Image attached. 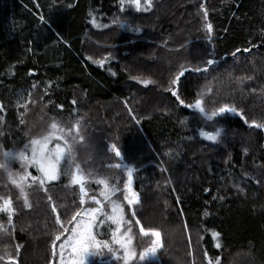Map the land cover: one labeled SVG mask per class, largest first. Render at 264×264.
I'll return each mask as SVG.
<instances>
[{
  "label": "trees",
  "instance_id": "16d2710c",
  "mask_svg": "<svg viewBox=\"0 0 264 264\" xmlns=\"http://www.w3.org/2000/svg\"><path fill=\"white\" fill-rule=\"evenodd\" d=\"M114 18L123 26L113 24ZM205 23L212 25L210 33ZM263 49L264 0H152L146 12L127 6L121 12L119 0H0V145L19 151L51 131V123L67 129L79 121L84 139L73 143V155L87 177L83 205L79 186L62 169L57 180L26 187L31 207L24 208L0 169V196H10L16 209L12 225L0 213L6 229L0 232V255L7 252L16 264H61L59 244L69 235L64 229L81 219H72L78 211L99 207L89 197L103 205L97 222L111 213L100 195L103 186L96 183L107 178L119 189L112 199L132 221L121 227V233L131 229L127 247L135 253L127 264H264V209H257L264 163L256 157L264 152V128L251 124L264 123V117L253 119L248 109L251 100L264 115V80L254 86L244 79L252 85L250 95L230 75L218 81L224 67L232 69L231 63ZM208 59L214 63L207 71H191L203 69ZM182 65L188 71L175 86L181 99L192 103L199 95L209 111L228 104L243 119L225 113L207 121L181 105L168 89ZM191 78L206 81L189 101L184 92ZM228 120L238 121L243 131L235 135ZM216 127L224 130L216 143L199 135L202 128ZM113 144L122 159L110 151ZM117 163L134 169L131 189L139 203L131 208L124 201L125 170L108 167ZM28 171L39 175L34 167ZM57 215L63 228L55 223ZM109 224L94 227L98 240L111 241ZM140 227L160 233L158 257L140 259L156 239L142 235ZM61 232L53 257L51 241ZM112 247L123 257L119 245ZM73 255L66 246L65 264ZM87 263L125 261L104 249ZM0 264H8L7 258Z\"/></svg>",
  "mask_w": 264,
  "mask_h": 264
},
{
  "label": "snow or ice",
  "instance_id": "6c2138e0",
  "mask_svg": "<svg viewBox=\"0 0 264 264\" xmlns=\"http://www.w3.org/2000/svg\"><path fill=\"white\" fill-rule=\"evenodd\" d=\"M119 4L121 12L125 10V6L135 8L137 12L141 10L146 12L152 7V0H142V2L141 0H119ZM201 8L204 12V19L207 21V10L203 9V5ZM89 15H91V13H89ZM93 23H95L94 19ZM112 23L121 24V20L119 18H114ZM121 26L123 25L121 24ZM205 28L209 33L212 31V25L210 23H205ZM136 30L138 31L139 29ZM237 51H239V49H237ZM213 63V59H208L203 69L195 67L192 68L191 71H207V65H211ZM186 71H188V69L184 68L182 65L181 70L170 81V84L173 87L168 89L172 96L175 97L181 105H184L187 108H194L207 121H213L215 117L225 113H236L243 119V114L239 113L235 107L229 106L228 104H222L209 111L206 110L204 102L199 95H197V98L192 103H186L183 99H181L175 86L178 85L180 77L183 76ZM143 83L147 84L148 81H143ZM2 111L3 105H0V112ZM0 120H2V117H0ZM21 123H24V121L21 120ZM181 123H183V121H181ZM245 123H248V121H245ZM251 124L257 128H264V123H257L255 120H253ZM50 129L51 131H49L46 135L39 138H32L29 141V144L31 145V155L28 154L29 144H25L24 149L15 152L3 151V146L0 145V153H2L3 156V159H0V169H3L7 173L9 182L18 190L19 196L17 199L23 198L24 208L31 207L28 200V193L25 191L26 187H31L36 183L43 187L46 181L50 182L57 180L62 169L63 174L70 176V183L72 185L79 186L80 204L83 205L85 203V196L87 195L85 180L87 177L81 171L80 165L75 163L73 155V143L77 140V138L81 141L84 139V137L80 134L79 121H76L72 124L71 128L67 129L60 127L57 122H53L50 125ZM223 131L224 130L220 127H216L214 131H206L202 128L199 131V135L207 141L216 143L219 141ZM73 133L75 134L73 135ZM52 139H55L58 142L50 148L49 142ZM59 141H62L63 143L61 144ZM110 151L114 152L117 158L122 159L121 152L116 145H110ZM245 151L247 150L245 149ZM11 160H19L21 162L22 172L13 173L10 170L8 161ZM29 167H34L39 175L33 176L28 171ZM108 167L117 169L123 168L125 170V175H127L128 180L124 183V201H126L129 208L138 204V194L131 189V179L134 169L128 165H122L120 163L110 164ZM96 183L103 186L100 195L108 202V206L111 208V213H104V218L97 222V215L102 212L103 205L95 195L89 197V199L99 207H89L83 212L78 211L72 219L75 220L77 216H80L81 219L74 227L71 228L70 231L68 229H64V231L69 232V235L61 244H59V248L61 250V264H65L63 260V251L66 246H70L71 251L74 254L71 259V264H87L89 256L100 255L104 249H107V252L112 256H117L115 249L112 247L113 244L119 245L120 248L123 249V257L117 258L123 259L125 264H127L128 260L135 255V253L130 251L127 247V242L130 240L129 233L131 229L129 228L127 231L121 233L122 225L130 224L132 221L125 220L124 208L121 202L118 199H112V196L119 191V189L115 185L109 184L107 178L97 179ZM205 191H207V189H205ZM221 199L223 198L221 197ZM49 200H51V197H49ZM51 210L55 213L56 207L53 206ZM15 212L16 209L13 207L12 198L10 196H0V213L7 214L8 225H12L13 215ZM135 215L136 214L133 211L132 216L135 217ZM85 216H87V219L83 218ZM106 222H110L108 226L111 230V241L98 240L97 234L93 229L97 226V223L99 225H105ZM55 223L63 228L59 215L56 216ZM135 223L139 225L140 221L137 219ZM111 225H115V227L112 228ZM2 231H6V229L4 224L0 223V232ZM140 233L142 235H148L150 233L151 236L156 237V239L152 241L151 246L146 251L139 254L140 259L144 260L146 254H155L157 248L162 245L160 241V233L155 229H145L144 227H140ZM63 234L64 233L61 232L54 235L52 238L51 248L53 257L57 255V241L61 239ZM218 235L219 233H213L214 237ZM16 251L17 253L19 252L18 245ZM5 258H7L8 264H16L15 258L7 252L4 255H0V261L5 260Z\"/></svg>",
  "mask_w": 264,
  "mask_h": 264
},
{
  "label": "rangeland",
  "instance_id": "374dc122",
  "mask_svg": "<svg viewBox=\"0 0 264 264\" xmlns=\"http://www.w3.org/2000/svg\"><path fill=\"white\" fill-rule=\"evenodd\" d=\"M231 64H232L231 65L232 69H228L227 67H224L223 76H222V78L218 79V81H221L222 79H224V77L226 75H230L238 84H240L243 87L244 91L248 95H250L251 94L250 87L252 85L246 84L244 82V79H247V81H249L254 86H256L259 82L264 80V49L262 51H255L253 58L237 60L235 63H231ZM247 72H248V74H247ZM216 80H217V78H216ZM205 81H206L205 79H195V78H191L190 80L188 79V81L186 82V85H185V92H184L185 97L189 101L193 100L194 99L193 95L195 93V90L197 89L198 86H200ZM25 94H26V92L21 94V96L19 98V102H24ZM223 100H224V97L222 96L218 99V103H216V104L221 103ZM250 104L251 105L248 106V109H249V113H250L251 118H253V119L257 118L256 115H258L259 117H264V115L261 113L259 108L254 105L253 101L250 100ZM226 123L230 128L235 130V132H236L235 135H238L240 132L243 131V128L238 121L228 120V122H226ZM256 137L259 140V136H256ZM62 143L63 142H61V144ZM263 143H264V141H263ZM54 145L49 143L50 148L53 147ZM233 148H234V146H233ZM256 157L262 163H264V152L263 151L259 150L256 153ZM14 163L16 164V169L22 170L21 162L19 160L8 161V165H9L10 170L13 169ZM16 169L13 171L14 173H15V171H20V170H16ZM133 173H134V171H133ZM133 173H132V175H133ZM260 182H261V184L264 183V173L261 177ZM131 187H132V185H131ZM260 193H261V197H262V203L260 205H258L257 209L260 211H263V209H264V191L262 189H260ZM85 219H87V216H85ZM263 226H264V216H263ZM157 254H158V250H156V253L153 254V256L158 257ZM117 257H119L118 254H117ZM87 264H89V263H87Z\"/></svg>",
  "mask_w": 264,
  "mask_h": 264
},
{
  "label": "water",
  "instance_id": "95a60500",
  "mask_svg": "<svg viewBox=\"0 0 264 264\" xmlns=\"http://www.w3.org/2000/svg\"><path fill=\"white\" fill-rule=\"evenodd\" d=\"M232 115H234V116H239V115H237L236 113H231ZM86 189V188H85ZM86 192H87V189H86ZM66 232V231H65ZM67 233V232H66ZM62 238V237H61ZM115 257H117V256H115Z\"/></svg>",
  "mask_w": 264,
  "mask_h": 264
},
{
  "label": "bare ground",
  "instance_id": "6f19581e",
  "mask_svg": "<svg viewBox=\"0 0 264 264\" xmlns=\"http://www.w3.org/2000/svg\"><path fill=\"white\" fill-rule=\"evenodd\" d=\"M184 106V105H183Z\"/></svg>",
  "mask_w": 264,
  "mask_h": 264
}]
</instances>
